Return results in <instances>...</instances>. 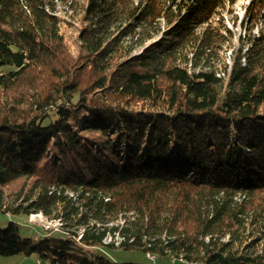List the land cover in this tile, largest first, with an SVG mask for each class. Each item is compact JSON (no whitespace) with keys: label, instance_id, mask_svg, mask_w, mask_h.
<instances>
[{"label":"trees","instance_id":"16d2710c","mask_svg":"<svg viewBox=\"0 0 264 264\" xmlns=\"http://www.w3.org/2000/svg\"><path fill=\"white\" fill-rule=\"evenodd\" d=\"M72 2L74 25L54 0H0V213L63 235L32 246L11 223L0 256L264 264V27L234 37L238 0Z\"/></svg>","mask_w":264,"mask_h":264},{"label":"rangeland","instance_id":"374dc122","mask_svg":"<svg viewBox=\"0 0 264 264\" xmlns=\"http://www.w3.org/2000/svg\"><path fill=\"white\" fill-rule=\"evenodd\" d=\"M73 0H54L58 15L65 17V19L74 25L75 20L70 19L72 12ZM252 0H238V2L232 8L230 14L226 17V25L238 39L240 36L245 38L248 35L247 30H253V37H257L260 31L264 27L263 22L252 25L248 21L247 8ZM73 28V26H71ZM250 32V31H249ZM72 44V42H71ZM234 45L239 49L240 45L234 42ZM246 50H244L243 54ZM231 51H227L225 57L227 62H230ZM21 185H16L10 190H5V195L17 192ZM8 201L9 197H8ZM11 223H16L19 226L21 236L30 241L32 246L44 241L48 238H63L61 231H58L61 227L58 221L47 220L42 214L31 215L29 220L26 217L18 216L14 217L4 213H0V227L6 229ZM47 229V230H46ZM119 239H112L111 237L105 240V243H118ZM96 255L104 257L114 264H198L188 263L183 260H174L170 257H156L154 260L150 259L148 255H145L139 250H124L117 247L102 246L94 250ZM0 264H46L45 262H39L36 256H13L3 257L0 256Z\"/></svg>","mask_w":264,"mask_h":264},{"label":"bare ground","instance_id":"6f19581e","mask_svg":"<svg viewBox=\"0 0 264 264\" xmlns=\"http://www.w3.org/2000/svg\"><path fill=\"white\" fill-rule=\"evenodd\" d=\"M149 257H150V259H153V260L155 259V258H154V257H152V256H149Z\"/></svg>","mask_w":264,"mask_h":264},{"label":"crops","instance_id":"0c3cea01","mask_svg":"<svg viewBox=\"0 0 264 264\" xmlns=\"http://www.w3.org/2000/svg\"><path fill=\"white\" fill-rule=\"evenodd\" d=\"M40 262V261H39Z\"/></svg>","mask_w":264,"mask_h":264}]
</instances>
